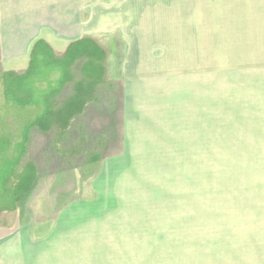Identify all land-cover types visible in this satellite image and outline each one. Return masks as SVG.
<instances>
[{"label": "rangeland", "instance_id": "obj_1", "mask_svg": "<svg viewBox=\"0 0 264 264\" xmlns=\"http://www.w3.org/2000/svg\"><path fill=\"white\" fill-rule=\"evenodd\" d=\"M78 2L83 54L0 73V264H264L254 0Z\"/></svg>", "mask_w": 264, "mask_h": 264}, {"label": "crops", "instance_id": "obj_2", "mask_svg": "<svg viewBox=\"0 0 264 264\" xmlns=\"http://www.w3.org/2000/svg\"><path fill=\"white\" fill-rule=\"evenodd\" d=\"M20 2L0 0V73H20L28 69L31 56L39 44H44L50 52H69L77 56L81 51L83 54L86 30L85 20L78 17L83 10L78 0H72L74 8H70L68 13L59 3H51V7H45V15L39 5L27 10ZM254 10L258 45L262 53L264 0H254ZM92 32L97 34L100 31ZM8 211L6 208L0 209L3 213Z\"/></svg>", "mask_w": 264, "mask_h": 264}]
</instances>
